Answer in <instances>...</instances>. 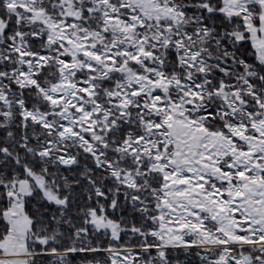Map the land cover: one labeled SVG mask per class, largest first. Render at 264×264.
Listing matches in <instances>:
<instances>
[{
	"label": "snow or ice",
	"instance_id": "6c2138e0",
	"mask_svg": "<svg viewBox=\"0 0 264 264\" xmlns=\"http://www.w3.org/2000/svg\"><path fill=\"white\" fill-rule=\"evenodd\" d=\"M0 264H264V0H0Z\"/></svg>",
	"mask_w": 264,
	"mask_h": 264
}]
</instances>
